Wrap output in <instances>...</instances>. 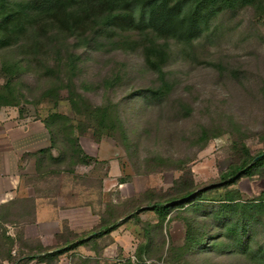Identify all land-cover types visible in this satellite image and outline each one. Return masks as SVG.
Listing matches in <instances>:
<instances>
[{"label":"rangeland","instance_id":"1","mask_svg":"<svg viewBox=\"0 0 264 264\" xmlns=\"http://www.w3.org/2000/svg\"><path fill=\"white\" fill-rule=\"evenodd\" d=\"M29 22L19 41L0 48V122L14 115L47 123L69 152L77 138L92 153L105 142L122 176L111 177L107 160L85 179L100 218L71 242L85 245L13 257L7 240L0 264H262L224 236L232 214L220 204L236 193L243 203L264 199V167L235 185L222 178L264 152V16L252 6L225 11L190 47L170 41L171 91L162 101L147 96L160 81L142 49L124 47L141 34L98 21L75 34L40 16ZM105 108L103 125L96 110ZM188 192L198 194L175 200ZM165 204L170 211L161 217L154 208ZM251 236L253 249L264 244V220Z\"/></svg>","mask_w":264,"mask_h":264},{"label":"trees","instance_id":"2","mask_svg":"<svg viewBox=\"0 0 264 264\" xmlns=\"http://www.w3.org/2000/svg\"><path fill=\"white\" fill-rule=\"evenodd\" d=\"M13 1L14 3L10 0H0V48L11 47L19 41L32 16L42 17L49 26L66 34H75L79 27L87 26L90 22L95 21L100 22L102 28L106 30L113 29L141 34L143 36L141 40L132 42L135 46L124 47L131 50L142 49L147 66L158 76L160 81L159 88L146 90L148 98L156 101H162L171 91V85L168 78L166 80L167 74L164 70L171 57L170 41L190 47L207 31L211 21L225 11L252 6L260 16H264V0ZM128 43L131 42H126L127 45ZM73 56L76 58L75 55ZM96 111L99 114L100 123L104 125L108 120V109ZM45 124L54 137L52 127ZM202 137L206 138L207 132H203ZM72 142L70 152L63 149L73 163H78L81 154L79 139ZM246 153L249 155L247 150ZM262 167H264V152L249 158L242 166L224 174L222 178L227 181L228 185H235L241 175L260 174ZM197 194L188 192L175 200L183 203L195 199ZM220 205H222L221 213L232 214L229 221L224 224V236L233 243L232 247L264 264V244L258 249H253L250 244L254 224L259 220H264V199L258 200V203H243L239 193H236L235 196L227 197L225 202ZM170 207L167 204L157 205L154 210L161 217H165L170 211ZM107 232L110 233L111 229H107ZM104 233L100 232L97 237L103 236ZM85 244V240H79L72 243L70 249L73 250ZM62 254V250H58L52 254V257Z\"/></svg>","mask_w":264,"mask_h":264},{"label":"crops","instance_id":"3","mask_svg":"<svg viewBox=\"0 0 264 264\" xmlns=\"http://www.w3.org/2000/svg\"><path fill=\"white\" fill-rule=\"evenodd\" d=\"M59 142L40 120H21L13 115L0 122V251L7 240L13 243V257L23 251L54 250L99 224L100 218L94 213L98 210L96 195L85 179L95 167L106 166L107 160L115 180L122 176V169L109 157L112 153L105 142L92 153L79 139L78 163H73ZM96 182L98 202L99 176ZM103 186L106 192V171Z\"/></svg>","mask_w":264,"mask_h":264},{"label":"water","instance_id":"4","mask_svg":"<svg viewBox=\"0 0 264 264\" xmlns=\"http://www.w3.org/2000/svg\"><path fill=\"white\" fill-rule=\"evenodd\" d=\"M258 159V158H257Z\"/></svg>","mask_w":264,"mask_h":264}]
</instances>
